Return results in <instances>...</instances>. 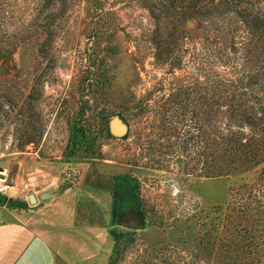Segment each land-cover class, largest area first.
Masks as SVG:
<instances>
[{
	"label": "rangeland",
	"instance_id": "374dc122",
	"mask_svg": "<svg viewBox=\"0 0 264 264\" xmlns=\"http://www.w3.org/2000/svg\"><path fill=\"white\" fill-rule=\"evenodd\" d=\"M159 2L0 0V31L17 44V95H0V208L29 212L30 193L51 205L74 203L70 189L96 197L91 206L81 193V218L96 222L105 207L103 246L77 264H230L226 216L255 223L228 204L262 165L208 173L210 117L226 109L209 103L211 89L237 77V54L215 50L217 30L201 17L176 30L172 11L158 24ZM169 33L162 62L153 39ZM114 114L129 125L123 137L110 133Z\"/></svg>",
	"mask_w": 264,
	"mask_h": 264
},
{
	"label": "trees",
	"instance_id": "16d2710c",
	"mask_svg": "<svg viewBox=\"0 0 264 264\" xmlns=\"http://www.w3.org/2000/svg\"><path fill=\"white\" fill-rule=\"evenodd\" d=\"M159 3L157 13L151 10L158 24L173 17L168 15L172 11L176 30L186 20L201 17L217 30L213 33L215 50L224 59L232 58L233 51L232 55L237 54V77L232 74L229 78L223 77L211 89L209 103L226 109H216L210 117L208 173L209 176L230 175L262 165L257 181L243 185L244 192L240 191L239 197L232 195L228 204L238 214L250 211L255 223L242 226L229 213L224 225L227 240L224 246L230 264H264V0H160ZM163 12L167 15L162 17ZM228 19L236 27H231L233 22L229 21L228 28L225 23ZM227 32H232L228 34L230 40ZM170 35L153 39L159 61L165 62L173 52ZM206 35L211 38L210 31ZM4 36L9 37L8 41ZM13 37L10 31H0V95H17L12 84L15 74L11 62L17 51ZM3 42L8 44L2 45ZM34 92L33 87L26 95ZM32 139L31 135L28 142Z\"/></svg>",
	"mask_w": 264,
	"mask_h": 264
},
{
	"label": "crops",
	"instance_id": "0c3cea01",
	"mask_svg": "<svg viewBox=\"0 0 264 264\" xmlns=\"http://www.w3.org/2000/svg\"><path fill=\"white\" fill-rule=\"evenodd\" d=\"M64 193L76 194V201L51 205L37 197L29 212L0 208V264H77L101 249L108 211L99 205L100 219L87 221L81 218V193L89 197L91 206L96 197L81 188Z\"/></svg>",
	"mask_w": 264,
	"mask_h": 264
},
{
	"label": "water",
	"instance_id": "95a60500",
	"mask_svg": "<svg viewBox=\"0 0 264 264\" xmlns=\"http://www.w3.org/2000/svg\"><path fill=\"white\" fill-rule=\"evenodd\" d=\"M109 130L112 135L116 137H123L128 133L129 125L119 114H114L109 119ZM50 195L51 194L49 191H45V192L40 193L39 197L41 199H45V198L50 197ZM28 199L31 204L37 203V196L35 195V193H30L28 195ZM123 224H127V226L132 227V228L141 227V225H139L137 223V220L135 219H131L127 223H123Z\"/></svg>",
	"mask_w": 264,
	"mask_h": 264
},
{
	"label": "flooded vegetation",
	"instance_id": "af4514ba",
	"mask_svg": "<svg viewBox=\"0 0 264 264\" xmlns=\"http://www.w3.org/2000/svg\"><path fill=\"white\" fill-rule=\"evenodd\" d=\"M131 220V219H130Z\"/></svg>",
	"mask_w": 264,
	"mask_h": 264
}]
</instances>
